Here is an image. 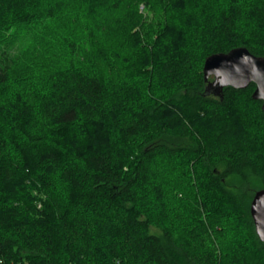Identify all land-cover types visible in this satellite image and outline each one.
Returning <instances> with one entry per match:
<instances>
[{
    "label": "trees",
    "instance_id": "16d2710c",
    "mask_svg": "<svg viewBox=\"0 0 264 264\" xmlns=\"http://www.w3.org/2000/svg\"><path fill=\"white\" fill-rule=\"evenodd\" d=\"M264 0H0V264H264Z\"/></svg>",
    "mask_w": 264,
    "mask_h": 264
},
{
    "label": "water",
    "instance_id": "95a60500",
    "mask_svg": "<svg viewBox=\"0 0 264 264\" xmlns=\"http://www.w3.org/2000/svg\"><path fill=\"white\" fill-rule=\"evenodd\" d=\"M204 73L206 79L215 76L219 92L226 86L240 89L255 83L253 97L263 101L264 109V57L253 54L246 47H238L228 53H214L205 60ZM251 214L257 234L264 242V188L255 192Z\"/></svg>",
    "mask_w": 264,
    "mask_h": 264
}]
</instances>
